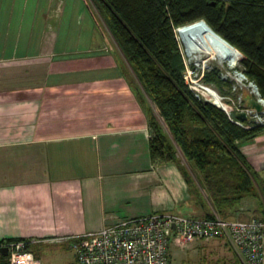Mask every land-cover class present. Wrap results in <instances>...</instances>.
I'll return each mask as SVG.
<instances>
[{"label":"crops","instance_id":"obj_1","mask_svg":"<svg viewBox=\"0 0 264 264\" xmlns=\"http://www.w3.org/2000/svg\"><path fill=\"white\" fill-rule=\"evenodd\" d=\"M16 1L0 0V242L68 244L118 219L212 213L192 174L150 161L151 103L89 1L61 0L48 18L58 0H36L27 19ZM238 149L264 185V134ZM249 214L264 217V188L227 218Z\"/></svg>","mask_w":264,"mask_h":264},{"label":"trees","instance_id":"obj_2","mask_svg":"<svg viewBox=\"0 0 264 264\" xmlns=\"http://www.w3.org/2000/svg\"><path fill=\"white\" fill-rule=\"evenodd\" d=\"M88 1L166 127L157 117H148L150 161L175 162L185 174H193L212 210L227 218L241 198L264 188L238 149L240 142L264 134V122L249 123L246 118L239 120L242 127L219 107L193 95L182 78L184 62L175 31L186 24L178 30L190 31L203 24L198 22L202 19L239 52L233 66L238 60L246 81L264 98V0ZM201 79L225 88L216 68L204 71ZM235 112L230 113L232 119ZM31 247L26 240L25 248ZM0 264H6V256L0 255Z\"/></svg>","mask_w":264,"mask_h":264},{"label":"built area","instance_id":"obj_3","mask_svg":"<svg viewBox=\"0 0 264 264\" xmlns=\"http://www.w3.org/2000/svg\"><path fill=\"white\" fill-rule=\"evenodd\" d=\"M57 4L48 9L46 17H56L60 10ZM48 27L51 28L50 21ZM181 46L189 57L187 47L182 43ZM187 67L184 63V82L196 98L210 102L202 90L208 85L200 82L199 78L187 80ZM225 109L230 120L242 127L245 126L238 119L230 117L234 110L244 111L249 123L264 122V116L259 115L261 110L244 107L241 97L236 105H227ZM213 238H224L241 264H264V217L260 216L228 219L213 211L209 217L198 218L155 212L118 219L97 230L67 239L74 257L71 264H169L170 245L182 247L191 240ZM25 244V239H8L0 243L6 247V264H40Z\"/></svg>","mask_w":264,"mask_h":264},{"label":"rangeland","instance_id":"obj_4","mask_svg":"<svg viewBox=\"0 0 264 264\" xmlns=\"http://www.w3.org/2000/svg\"><path fill=\"white\" fill-rule=\"evenodd\" d=\"M36 0H28L26 2V13L24 18L32 13L30 12L35 5ZM43 0H40V2ZM4 5L8 7L9 4L15 3L13 0H3ZM59 2V3H58ZM18 4H25L24 0H17ZM58 3V4H57ZM57 7H61L62 1H56ZM17 6V4H15ZM179 30H177V33ZM176 39V41H177ZM179 40V39H178ZM177 44L180 49V53L183 57V61L188 72H186L187 80L193 81L199 78L200 82L202 81V73L204 71L210 70L211 68H216L219 71V77L222 82H224L225 88L217 89L215 86L208 84V88L215 92L217 98L222 106L226 107L227 105H236L238 99L244 95H253L250 90V86L247 85L245 77L241 83H238L232 79L227 78L226 76L230 74L231 76H236V73L241 72V66L238 63L233 66L231 62V67L225 65L221 66L219 59L213 55L198 54L193 53L187 57L182 49L181 43L177 41ZM183 45V44H182ZM189 50V49H188ZM191 51V50H189ZM205 55V56H204ZM235 55V54H234ZM198 57V58H197ZM205 57V58H204ZM234 57V56H233ZM233 59V58H232ZM231 59V61H232ZM190 71V72H189ZM136 83V80H134ZM137 85V84H136ZM207 85V84H205ZM242 85V86H241ZM142 94L147 100L148 104L151 103V112L148 110V105L146 106L148 113L158 118V121L162 128L166 131V127L161 118L158 117L157 109L153 103L147 98V96L138 89V93ZM213 98V97H212ZM218 99L215 98V102L219 104ZM177 155L181 156V153L177 149ZM183 160V159H182ZM192 172V171H191ZM193 173V172H192ZM193 175V174H192ZM201 211H191L190 214H185L186 217H202ZM204 216V215H203ZM257 216L255 214H249L247 218ZM238 219V218H237ZM48 244H40L39 246L31 248L34 252V255L39 259L40 264H71L73 262V251L69 248L66 242H46ZM169 264H234L236 261L240 263V260L237 258L235 253L229 247L227 241L224 238H213L208 240H191L186 245L182 247L178 246H169Z\"/></svg>","mask_w":264,"mask_h":264},{"label":"bare ground","instance_id":"obj_5","mask_svg":"<svg viewBox=\"0 0 264 264\" xmlns=\"http://www.w3.org/2000/svg\"><path fill=\"white\" fill-rule=\"evenodd\" d=\"M184 27L186 26H183L180 28H184ZM180 28H177L176 30ZM177 37L179 41L183 44V46L187 47L188 56H190L191 54L193 56V53L206 54V55L211 54L214 57H217V59H219L221 66H224L222 63H225V65H228V67H231V62H232L231 59L233 58L235 54V50L229 45H227L225 42L221 41L218 37H216L207 28L205 24H201L187 32L179 30V32L177 33ZM188 49L191 51H189ZM226 77L238 83H241L244 78V76L241 75L240 73H236V76L234 77L228 74ZM249 86L252 87V85H249ZM202 90L204 91L206 97L208 98L210 102L217 104L215 102V98L218 99V101H219V98H217V95L215 94L214 91H212L210 88L202 89ZM220 101H219V104L217 105L219 107H224L225 105L222 106ZM261 105H262V109L259 112V115L263 117L264 116V101H261Z\"/></svg>","mask_w":264,"mask_h":264},{"label":"water","instance_id":"obj_6","mask_svg":"<svg viewBox=\"0 0 264 264\" xmlns=\"http://www.w3.org/2000/svg\"><path fill=\"white\" fill-rule=\"evenodd\" d=\"M198 21H200V22H202L203 24H205L206 25V23L201 19V20H198ZM187 25H189V24H186V25H184V26H187ZM183 26V25H182ZM207 26V25H206ZM207 28L216 36V37H218L221 41H223V42H225L227 45H229L230 47H232L230 44H228L224 39H222L220 36H218L216 33H214L208 26H207ZM234 50H235V52L237 53V54H239V52L234 48V47H232ZM237 58H238V56H237ZM240 74L241 75H243L241 72H240ZM244 76V75H243ZM247 85H252V87H250V90L253 92V95H244V96H242V102H243V105H244V107H246V108H253L255 111H260L261 110V108H262V105H261V102H260V100H263L264 101V99L263 98H261L260 96H259V94H258V91H257V89H256V86L252 83V82H250V81H248L247 82ZM211 104H213V105H215V106H217V107H219L217 104H214L213 102H211ZM221 110H223V111H225L226 109L224 108V107H219ZM234 117L236 118V119H238V120H245L246 118H247V116H246V113L244 112V111H236L235 113H234ZM0 255H6V247L5 246H0Z\"/></svg>","mask_w":264,"mask_h":264}]
</instances>
